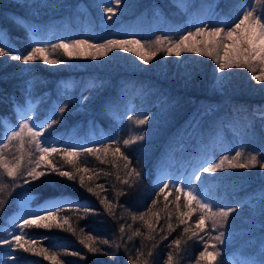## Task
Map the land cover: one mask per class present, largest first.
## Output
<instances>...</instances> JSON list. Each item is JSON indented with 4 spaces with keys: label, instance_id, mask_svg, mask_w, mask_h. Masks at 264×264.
<instances>
[{
    "label": "trees",
    "instance_id": "1",
    "mask_svg": "<svg viewBox=\"0 0 264 264\" xmlns=\"http://www.w3.org/2000/svg\"><path fill=\"white\" fill-rule=\"evenodd\" d=\"M185 1L186 7L181 6V0H122L117 14L112 20H108L102 11L107 0H0V46L11 49L13 54H19L26 52L35 44H55L61 40L66 42L75 39L103 42L105 39L113 38L154 40L161 35L178 37L187 30H194V26L202 21L207 23L217 21L211 22L200 18L204 11L199 16L201 10H198L200 6L198 0ZM207 1L209 8L216 11V18L219 16L228 22L235 18L240 6H247L250 2V0ZM188 10L192 11V14H188ZM74 13H77L78 17L75 18ZM143 14L152 16L150 23L144 21L142 27L146 28L149 25L148 32L138 28L140 23L137 21ZM211 19H214V15ZM65 26L71 27L67 30ZM37 32L39 38L36 40L33 34ZM64 59L66 63L63 65L49 66L39 61L24 65L8 57H0V136L14 127L22 116L30 113L38 124L53 116L61 121L47 129L45 133L50 144L59 140L61 142L56 144L58 147H98L115 136L123 139L139 132L128 119L129 116L136 117L135 108L131 107L130 103L146 95L153 101L150 102V109L146 115L151 117L149 122H154L155 129L158 127L156 132L160 133L151 138L145 137L143 141L126 150L122 149L132 159L133 166L142 173L139 181L133 183L132 187L122 184L117 179L118 176L121 179L127 178L123 161L112 157L110 152L107 156L103 152L96 155L82 154L76 160L81 168L90 170L84 174L86 183L99 192L100 198L107 197L113 202L114 216L105 211L100 198L79 187L78 181L71 182L52 174L25 186V189L29 187L32 189L31 195L34 197L31 200L32 204L41 206L57 198L69 196L70 200L85 202L95 209L97 214H89L86 218L79 219L84 215L83 212L70 209L68 204H64L65 211L62 215L70 217V222L77 229L76 234L68 232L67 226L65 230L57 228L48 230L33 226L26 231L37 239L38 248L47 247L55 251L57 259L64 264H130L129 257L136 260V250L141 248L142 244L143 255L139 258V264H165L170 251L168 245L177 238L181 239L182 243L178 256L173 246L174 264H195L196 257L203 250V244L195 239L189 240L190 233L183 234L185 225H179L174 205L169 203L165 209L164 204L167 202L163 200V196L159 198L155 196L158 187L154 178L164 162V156L177 154L178 146L192 127L198 130L195 135L191 136L190 133L188 138L192 141V153H198L196 144L200 138L206 136L210 137L206 152L214 159H219L221 155H234L235 151L243 149L245 152L260 153L258 158L264 161V126L260 120L264 115V86L252 80L251 73L246 69L233 68L228 70L229 79L227 76L224 77L228 79L226 82L223 81L227 90L218 91L213 82L214 76L211 77L216 71L215 62L211 58L195 53H185L180 58L175 56L165 58L161 53L149 65H143L133 53L119 50L110 53L106 58L96 60L85 57ZM162 64L165 65L163 69ZM127 95L131 96L130 101L123 102L122 98ZM117 97L121 100H117ZM172 99L175 105H171ZM113 101H116L115 115L109 111ZM159 101L160 106L156 107L155 104ZM166 102L169 103V107ZM65 105L68 107L61 117L59 107ZM212 105L214 107L205 112L208 106ZM171 106L175 110L170 109ZM165 112L167 115L158 117ZM154 114L156 117H153ZM242 117L251 120L253 128L243 137L242 144L237 143L234 136L230 144L227 135L229 132L231 134V131L224 124V120L232 123L236 129L234 131L240 134L242 127L235 121ZM96 120L100 121L101 127L110 135L108 139L90 141L85 145L64 143V137L67 138L75 131L82 133V136L87 135L86 126L95 123ZM207 123L212 125L208 129L205 127ZM220 131H223V136L217 134ZM234 133L233 135H236ZM7 151L10 158L18 154L12 144ZM186 151L188 148L183 152ZM97 155L100 159L96 158ZM181 156L185 158V154ZM27 159L25 152V161ZM102 160L107 162L102 163ZM53 162L58 167L62 166L63 170H74L71 165L64 164L60 156H56ZM170 166L172 167V164ZM88 175L92 176L91 181L87 180ZM215 176L217 182L226 187L225 196L229 198L221 200V203L217 202V207L241 209L250 199H255L252 217L236 224L226 223L222 229L225 232V243L218 246L221 255L212 264H262L260 260L264 254V201L261 197L264 194V172L258 167L231 169L223 175ZM2 180L10 183V178L2 177ZM96 185H103L104 189H97ZM118 192L124 194L117 196ZM23 193L24 189L18 187L10 197H7V203L0 211V236L4 234L3 226L8 223L10 214L19 209V200ZM152 199L158 201L152 211L159 215V221L157 222L156 216L151 214L146 216L155 228L151 233L155 239L149 240L147 226L139 219L134 221L131 214L147 212ZM172 200L173 197L169 196V201ZM196 218L194 215L189 225L194 227ZM168 223H171L175 230L171 231L167 239L162 240L161 237L168 232ZM121 225L125 228L124 241L137 229L142 235L133 236L127 243V251L122 246L114 258L105 253H111L116 249H110L99 241L97 246L102 250L95 253L88 252L87 248L79 243L86 234H92L99 237V240L108 239L123 245L119 232ZM81 228H84V233L79 231ZM42 237L47 239L42 240ZM238 237L240 241H237ZM153 244H157V247L153 248ZM5 250L6 246H0V262L4 259ZM149 250L153 253L151 257L147 255ZM73 251L79 252L80 255L68 254ZM13 253L30 264H52L42 256L25 253L22 250ZM244 253L249 254V258L245 257Z\"/></svg>",
    "mask_w": 264,
    "mask_h": 264
},
{
    "label": "snow or ice",
    "instance_id": "2",
    "mask_svg": "<svg viewBox=\"0 0 264 264\" xmlns=\"http://www.w3.org/2000/svg\"><path fill=\"white\" fill-rule=\"evenodd\" d=\"M122 0H107L102 11L108 20H112L119 11ZM22 23V21H17ZM135 45L136 47H132ZM119 50L125 53H133L143 65H149L158 56L163 53L164 57L180 58L185 53H195L197 55L211 58L216 65V70L224 73L233 68L246 69L251 73V79L258 84L264 86V0H250L247 6H240L235 18L228 22L225 19H218L215 23L201 22L194 26V30H187L178 37L169 35L157 36L154 40L141 41L140 39H105L103 42H93L89 39H75L64 41L61 40L55 44H35L24 53L13 54L11 49L0 46V57H8L10 60L19 61L21 64L29 65L36 62H42L49 66H58L66 63L64 57L78 58L85 57L93 60L106 58L110 53ZM58 55H54L57 54ZM86 99V98H85ZM68 105L59 107L61 117L65 113ZM142 117V118H141ZM129 121L137 128L145 126L151 119L146 114L141 116H129ZM61 121L55 116L45 120L42 123H36L33 116L29 113L22 116L18 123L12 127L5 135L0 136V211L3 210L7 203V197H10L16 188L25 191V208L30 200L34 199L31 195L32 189L26 188L36 181L42 180L47 175H56L60 178H66L68 181L77 182L79 187L85 189L86 192L100 198L98 191L86 183L85 173L90 170L81 168L76 160L82 154L96 155L103 152L105 156L110 152L112 157L119 158L123 161V169L127 178L118 180L124 185L132 187L133 183L139 181L142 176L141 171L133 166L132 159L122 149H128L137 142L143 141L145 135L141 129L138 133L129 135L127 138L121 139L119 136L110 138L108 142L93 147L64 146L58 147L55 143H49L45 133L47 129L52 128ZM12 144L16 148L18 154L12 155L8 153L9 145ZM25 145L27 148L25 149ZM25 152L28 159L25 161ZM55 154V156L53 155ZM260 153L245 152L243 149L235 151L234 155H221L219 160L205 159L194 168L188 176L176 178H168L166 182H162L155 191V196L159 198L163 196V200L167 203L164 208L167 209L169 203L173 204L177 215L179 225H185L183 234H189V240H197L202 242L203 250L195 259V264H212L217 257L221 255L219 245L225 243L224 229L230 215L236 212V207H217L214 202L208 199L204 194L198 191L197 182H201L204 174L215 176L218 172H225L229 169H252L259 168L264 172V161L259 157ZM56 156H60L64 164L71 165L74 170H63L53 162ZM52 157V159H49ZM75 158V159H74ZM97 159L100 157L97 155ZM102 163L107 162L102 160ZM2 177L10 178V183H5ZM87 180L91 181L92 176L88 175ZM97 189H104L103 185H96ZM167 190V194H165ZM118 192L117 196L123 195ZM169 196L173 197L169 201ZM183 198V200H182ZM264 201V194L261 197ZM157 199H152L151 205L148 206L147 212H140L138 215L131 214V218L144 222L150 235L149 240H154L151 235L155 231L153 223L146 219L148 214L156 216L157 222L159 215L152 211L153 206L157 205ZM100 203L104 205L105 211L110 215H115V205L107 197L100 198ZM64 204H68L70 209L82 211L84 219L89 214H97L96 210L89 207L85 202L64 199L62 201H53L46 207L40 208L36 212H26L20 221H13L14 231L9 233L7 237L0 238V246H8L13 252L22 250L25 253H31L36 256H42L49 260L52 264H64L63 261L57 259V253L51 251L47 247H37V239L31 236L26 229L33 226L51 230L52 228L66 230L72 234H76L77 229L70 222V217L62 215L65 211ZM181 209H184L183 211ZM196 215L194 227L189 225V221ZM169 220L171 214L169 213ZM86 227V226H85ZM171 223H168V232L161 237L162 240L167 239L171 231H174ZM84 233V228L79 230ZM163 231V229H161ZM120 242H113L108 239L99 240V237L92 234H86L84 239L79 241L80 244L87 248L88 252L95 253L102 249L97 246V242L107 245L110 249L115 248L116 251L106 252L105 255L116 257L119 249L124 246L127 251V243L133 239V236H141L142 233L137 229L132 236H128L124 241L125 228L123 225L119 228ZM203 233V235H201ZM213 233H216L213 235ZM46 240L47 237H42ZM181 239L172 240L168 248L165 264H174L173 246L178 256L181 250ZM144 245L137 249V259L132 260L129 257L130 264H139V258L143 255ZM153 248L157 244H153ZM72 256H79V252L68 253ZM149 250L147 255L152 256ZM8 259L15 264L18 257L9 256Z\"/></svg>",
    "mask_w": 264,
    "mask_h": 264
},
{
    "label": "rangeland",
    "instance_id": "3",
    "mask_svg": "<svg viewBox=\"0 0 264 264\" xmlns=\"http://www.w3.org/2000/svg\"><path fill=\"white\" fill-rule=\"evenodd\" d=\"M200 6L198 7L199 11V16L201 15V12L204 11V14L200 16V18L202 20H208L211 22H214L215 20L220 19L219 16L218 18L217 15L215 14L216 11L212 10L209 8V3L207 0H198ZM186 1L185 0H181V6L186 7ZM202 8V9H201ZM209 8V9H208ZM185 9V8H184ZM190 10V9H189ZM188 10V14H192V11ZM194 10V9H193ZM213 11V12H211ZM76 17H78L77 13L73 14ZM214 15V19H211ZM73 16V17H74ZM142 17H140V19L137 21L138 24V28L139 29H143L145 32H148L150 30L149 25L146 28H142L144 26V21H147V23H150L152 16L150 14H143L141 15ZM67 28V30L69 29V27L65 26ZM137 28V29H138ZM94 32V31H93ZM34 39H38V32L34 33ZM133 47H136L135 45H132ZM166 65V63H165ZM164 64H162V69L165 66ZM230 74L228 73V71L224 72V73H220L217 70L215 71L214 75H212L211 77L214 76L213 82L214 85H216V87L218 88V91H225L227 90L224 87L223 81H227L229 79ZM227 76V80L226 77ZM210 77V78H211ZM70 84H72V82H70ZM146 95V94H145ZM170 96V95H169ZM131 96L127 95L126 97L122 98L123 102L126 100H128V102L130 101ZM173 98V97H172ZM121 100L120 97H117V100ZM169 99V98H168ZM151 98L149 97V95H146L142 98H140L139 100L135 101L133 100L130 105L131 107L134 106L135 108V112L136 116H141V114H148V110L150 109V102H151ZM158 101V100H157ZM153 102V101H152ZM171 105H175L174 100L172 99L171 101ZM157 105L156 107L160 106V101L155 104ZM166 105L169 107V103L166 102ZM116 106V101H113L112 103V107L109 109V111L115 115L117 112V109L115 108ZM211 107H214V105L212 106H208V108L205 110V112L207 110H210ZM170 109L175 110V108H173V106L170 107ZM171 111V110H170ZM152 113V112H151ZM169 113V111L167 112ZM166 114L165 113H161L160 115H158V117L160 116H164ZM167 115V114H166ZM153 117H156V115L154 114ZM142 118V117H141ZM246 117H242L241 119H237L235 122L237 125H239L241 129V133L237 134L235 129V126L232 123L227 122L226 120H224V124L227 125V128L229 131H231V134L229 132V137H227L228 140H230V144L232 143V136L236 137L235 140L237 141V143L242 144V140H244V136L248 135V130L252 129V122L251 120L248 119H243ZM262 122V125L264 126V115L262 116V118L260 119ZM157 121V118H156ZM155 121V123H156ZM251 123V124H250ZM154 122H149L147 125L145 126H140V128H137L135 125V129H139V131L142 129L144 132L145 137L151 138L154 137L156 135H158L160 132H156V128L155 129V125H153ZM228 125H230L228 127ZM212 125L211 124H205V127L208 129L210 128ZM86 132L87 135L85 134V136H82V133H80L79 131H75L73 133H71L70 136L64 137L63 140H65V144H71V145H82L85 144L87 142L90 141H100V140H104L105 138H109V134L101 127L100 121L96 120L95 123H91L89 125L86 126ZM196 132H198L197 128L194 130V127H192V129L189 130V133L186 135V137L182 140L181 144L178 146L177 150H176V155L171 156L170 154H166L164 156V162L161 164V166L159 167L156 176L154 178L155 184L157 185V187L159 185L162 184V182H166L168 178H176V177H181V176H188L192 173L193 169L198 167L199 163L202 162L205 159H213V156L210 155L209 153L206 152L208 143L210 142V137L206 138V136L204 138H200V142L198 141V143L196 144V150L198 151V153H192L193 152V145H192V141L188 140V138L190 137V133L191 136L194 134H196ZM235 132V133H234ZM236 134V135H233ZM90 136H89V135ZM217 134H219L220 136H223V131L218 132ZM239 135V136H237ZM187 141H189L188 143V147L187 145ZM61 141L57 140L55 143L59 144ZM188 148V151L183 152L185 149ZM181 154H185V158H182ZM218 159V158H217ZM216 159V160H217ZM219 160V159H218ZM170 164H172V167L170 166ZM226 170L225 172H218L215 175H223L224 173L230 171ZM198 185V191H200L202 194H204L208 199L212 200L214 202V204L217 206V202L221 203V200H228V196H225V194L227 193V189L225 186H223L222 184H220L219 182H217V178L216 176H209L208 174H204L203 179L201 182H197ZM69 196H65V197H60L57 198L54 201H62L64 199H69ZM254 199H250L248 201V204H245V206L241 207V209H238L236 212L232 213L228 219L229 224H236L238 222H243L245 221L248 217H252L251 213L254 211L253 208V202ZM24 200H25V193H23V195L21 196L20 200H19V209L16 212H13L10 214L9 218H8V223L5 224L3 226V228L5 229L4 234L0 236V238H5L7 237V235L9 233H12L14 231L13 228V221H20L26 214V212H36L38 211L40 208L46 207L48 204H42L41 206H37L31 203V200L28 202L27 207L25 208V204H24ZM73 202L76 200H72ZM53 202V201H52ZM237 241H240V238L238 237ZM264 251V250H263ZM14 253L13 251L6 246V250L4 251L3 254V261L0 262V264H13V261L8 259L9 256H13ZM245 257L249 258V254L244 253L243 254ZM16 256V255H14ZM17 257V256H16ZM260 262L262 264H264V254L262 259L260 260ZM15 264H30L29 261H25V260H21V259H17Z\"/></svg>",
    "mask_w": 264,
    "mask_h": 264
}]
</instances>
